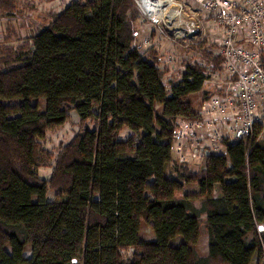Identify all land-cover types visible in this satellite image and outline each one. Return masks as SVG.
I'll use <instances>...</instances> for the list:
<instances>
[{
  "label": "trees",
  "instance_id": "obj_1",
  "mask_svg": "<svg viewBox=\"0 0 264 264\" xmlns=\"http://www.w3.org/2000/svg\"><path fill=\"white\" fill-rule=\"evenodd\" d=\"M144 21L134 0H69L2 41L0 264H264V136L178 162L171 134L204 76L188 63L167 88L135 43ZM68 108L79 129L53 154L42 143Z\"/></svg>",
  "mask_w": 264,
  "mask_h": 264
},
{
  "label": "built area",
  "instance_id": "obj_2",
  "mask_svg": "<svg viewBox=\"0 0 264 264\" xmlns=\"http://www.w3.org/2000/svg\"><path fill=\"white\" fill-rule=\"evenodd\" d=\"M134 1L148 21L140 26L141 33L150 26L156 35L179 40L182 46L189 47L203 38L204 16L216 20L214 25L220 33L214 55L220 59L218 63L201 52L190 61L201 67L205 98L196 116L177 120L171 134L176 160L190 163L202 159L206 152H220L224 141L261 138L264 0ZM161 58L157 56V60ZM167 72L172 75L173 70Z\"/></svg>",
  "mask_w": 264,
  "mask_h": 264
},
{
  "label": "rangeland",
  "instance_id": "obj_3",
  "mask_svg": "<svg viewBox=\"0 0 264 264\" xmlns=\"http://www.w3.org/2000/svg\"><path fill=\"white\" fill-rule=\"evenodd\" d=\"M69 0H16L15 8L12 9H0V45L4 40L9 45L17 47L19 43L28 38V36L35 31L36 28L40 27L42 21L47 19L48 16L57 12L61 9V6ZM11 10V11H10ZM14 15L13 17H9ZM38 18V19H37ZM212 18V19H211ZM204 16L203 38L197 43H192L189 47L181 45L179 40H169L163 35H156L154 28L150 27L146 31L137 34L135 43L138 46L140 52H144L146 48L153 44L154 49L157 52V56L160 55L161 60H157L161 69V78L165 86L168 88L170 83L175 81L184 70L183 65L190 63L192 59L196 57L198 53H202L207 58L214 59L215 63L220 60L218 56H214L218 51V39L220 33L218 28L215 27L216 22L213 17ZM40 19H42L40 21ZM10 21V22H8ZM9 24L11 25L8 28ZM142 24H148V21L140 22ZM12 30V31H11ZM4 33H8L7 37H4ZM217 66V65H216ZM173 70L172 75H168L169 70ZM193 106H197L198 109L201 105L202 100L205 98L204 85H202V91H197L191 94ZM20 98H9L6 102H17ZM69 119L60 127L50 130L45 140L43 141V147L55 154L60 145L66 143L79 129V116L73 108H68ZM124 135V132L121 133ZM264 136V131L261 138ZM260 139V138H259ZM222 148L220 149V151ZM188 166L195 170L201 164V159L194 160L187 163ZM49 168L47 166H41L39 169L40 174L46 176ZM53 197V191L47 190V198ZM197 203V201H195ZM197 250L200 254L206 252V232L204 226L200 224L199 238L197 241ZM25 256H29L30 251L25 250L23 252Z\"/></svg>",
  "mask_w": 264,
  "mask_h": 264
},
{
  "label": "crops",
  "instance_id": "obj_4",
  "mask_svg": "<svg viewBox=\"0 0 264 264\" xmlns=\"http://www.w3.org/2000/svg\"><path fill=\"white\" fill-rule=\"evenodd\" d=\"M140 33H141V32H140ZM140 33H139V34H140ZM137 34H138V33H137Z\"/></svg>",
  "mask_w": 264,
  "mask_h": 264
}]
</instances>
